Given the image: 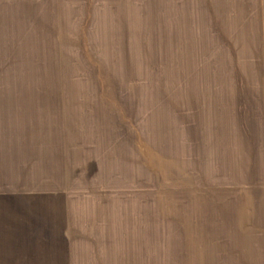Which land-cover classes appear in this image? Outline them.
Masks as SVG:
<instances>
[{"label":"rangeland","instance_id":"374dc122","mask_svg":"<svg viewBox=\"0 0 264 264\" xmlns=\"http://www.w3.org/2000/svg\"><path fill=\"white\" fill-rule=\"evenodd\" d=\"M0 264H264V0H0Z\"/></svg>","mask_w":264,"mask_h":264}]
</instances>
